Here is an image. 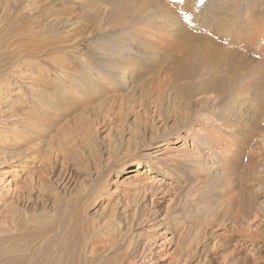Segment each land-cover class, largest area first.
Returning <instances> with one entry per match:
<instances>
[{
  "label": "rangeland",
  "instance_id": "rangeland-1",
  "mask_svg": "<svg viewBox=\"0 0 264 264\" xmlns=\"http://www.w3.org/2000/svg\"><path fill=\"white\" fill-rule=\"evenodd\" d=\"M263 25L264 0H0V216L71 231L56 264H264Z\"/></svg>",
  "mask_w": 264,
  "mask_h": 264
},
{
  "label": "bare ground",
  "instance_id": "bare-ground-1",
  "mask_svg": "<svg viewBox=\"0 0 264 264\" xmlns=\"http://www.w3.org/2000/svg\"><path fill=\"white\" fill-rule=\"evenodd\" d=\"M236 4H237V1H236ZM255 13L256 12L254 11V13L250 12V14L246 13L245 15H243L242 16V20L243 21L240 23L239 27L240 28H244L246 26V23H250L251 24L252 23L251 18L255 15ZM17 35H20V31H15V37ZM187 35H190V33L187 34ZM187 37L191 38L189 36H187ZM11 38H13V36L8 38V39H6V40H2V42H4V43L2 45L0 44V49L8 48V46H10L8 41H10ZM191 40L190 41L186 40L187 43L185 42V43L182 44V47L184 48V52H185V54L187 56L189 55V53L190 54L192 53V47H190V45H189V43L192 42ZM244 40H246V39H244ZM17 47L18 48L20 47L19 48L20 50L18 49V54L16 53L15 56L16 55H18V56L20 55V51H22L24 49V45L19 44ZM259 47L264 48V25H263L262 30L260 31ZM198 52H200V51H198ZM208 52L210 53V51H208ZM213 53H211V54H213ZM73 79H74V77H73ZM76 86H77V84L72 86L71 87V91H68L67 89H65L64 91L63 90L61 91L62 102H64L71 95V93L76 88ZM78 86H79V84H78ZM80 88H82V87H80ZM212 89L213 88L211 87L210 90H212ZM59 99H60V97H59ZM66 103H65V105H66ZM46 104H48V103H46ZM45 108L46 109H50V107H48L47 105L45 106ZM26 110L28 111V108H26ZM26 110H24V111L26 112ZM26 113H28V112H26ZM17 116H19V115H17ZM17 116H14V117L18 118ZM227 117H226V119H227ZM32 118L33 117L30 118L29 116H27L25 119L21 117L20 121H22V122H21L20 125L18 123H16L18 119H15L16 122H14V124H15L14 127L11 126L13 128L12 129L13 130L12 133L14 135L17 134V135H21L23 137L28 138L29 135L25 134L24 130L33 126V119ZM227 129H232V127L229 126ZM12 130H10V131H12ZM233 131H231V132L233 133ZM212 134H213V136H211V137H214L215 132L212 131ZM215 136H217V135H215ZM178 137H180L179 132H178V135H177V139H178ZM241 141H242V139H241ZM167 142H168V139H167V137H165L164 140H162L161 143H158L157 146H163ZM243 144H244V142H243ZM206 147H207L208 151H210V152L212 151L213 152V148L214 147L212 145L208 144V146H206ZM173 149H176V147H174ZM196 154L197 153H192V154L186 156V159L191 161V162H197L199 158H197ZM223 162L226 163V161H224V160H223ZM139 164L140 163H138L136 165H139ZM22 168H25V165H23ZM129 172H134V173H136V176H137L139 173H141V169L139 167H136V169H129ZM37 182H39V178L36 180V183ZM25 189H26V191H23L21 193L18 192L19 195L17 196V200L16 201H19L23 205H27V204H30L35 199L37 200V202H40L42 200V198L44 196V193L43 192L42 193L37 192L38 188L36 187V185H30L29 183H26L25 184ZM86 189L87 188H83V190H82L83 193L80 192V193H82V194H80V199L81 200L84 197H86L87 194L90 193V191L86 190ZM36 192L38 194L36 195V198H34L33 196L36 194ZM53 199H54L55 203L58 205L57 197H54ZM87 201H88V198L82 203V205H80L81 207L84 208V210L90 206V205L87 204ZM58 209H59V211H61L63 213L66 212V206L62 207V205H59ZM66 213H67L69 219L73 220L74 217L72 218L71 213L70 212H66ZM118 224H119L118 222H111L108 225H110L111 227H115V226H118ZM19 230L23 233V237L19 240V242H17V244H19V246H21V248L23 249L24 252L26 250H28V252H25V253H28V254H25L24 256L20 255V254L18 256H14V255L10 254L9 252H6L4 260L7 263H10V264H12V263H15V264H19V263H22V264H56L55 261L58 259L59 253L63 252L67 248L65 246V244H62L61 247L59 248V246H58L59 239L65 238V240L67 242L69 240H72V236H73L72 234H70L71 231L62 232V230H59V231H57V230L55 231L54 229L44 230V229H41L39 227H34V228L31 227V225H29V222H28V219H27V214L25 213V211L23 209H21V208H18L17 205H14V206L12 205V207L10 209H7L0 216V245L3 246V244H4L5 245V247H4L5 249H10V250L14 251L15 249H13L14 248L13 244H9V242H11L12 240H15L18 237V235L14 234V233H11V232L12 231H19ZM87 244H88V246L90 248L89 252L91 253V255H93L96 252V250H97L96 248L99 247L97 245V241L95 240V238L94 239L90 238V239H88ZM139 246L140 245H138V247ZM69 249L71 250V249H73V247H70ZM137 250H138V248L136 246L135 248L132 249V251L130 253V256H132L134 253H136ZM147 250H149L148 247H147ZM141 254H138L137 258H139V256ZM27 255H28V257H27ZM53 257H55V258L53 259ZM181 260H182V258H181ZM175 261L176 260H174V262ZM119 264H130V262H127V263H123L122 262V263H119Z\"/></svg>",
  "mask_w": 264,
  "mask_h": 264
},
{
  "label": "snow or ice",
  "instance_id": "snow-or-ice-1",
  "mask_svg": "<svg viewBox=\"0 0 264 264\" xmlns=\"http://www.w3.org/2000/svg\"><path fill=\"white\" fill-rule=\"evenodd\" d=\"M199 2H200V3H203V2H204V0H199Z\"/></svg>",
  "mask_w": 264,
  "mask_h": 264
}]
</instances>
